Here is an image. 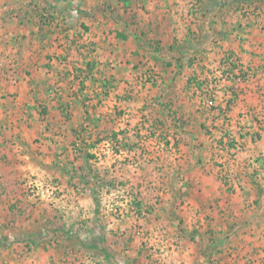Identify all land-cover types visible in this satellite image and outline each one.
<instances>
[{
	"label": "crops",
	"instance_id": "crops-1",
	"mask_svg": "<svg viewBox=\"0 0 264 264\" xmlns=\"http://www.w3.org/2000/svg\"><path fill=\"white\" fill-rule=\"evenodd\" d=\"M189 1L0 0V195L14 191L19 161L31 163L25 168L41 180H59L72 199L69 207L96 215L93 193L105 190L98 179L112 187L127 177L117 170L104 175L98 167L103 161L97 163L89 149V140L105 129L106 99L125 109L122 114L135 113L137 121L141 114L149 125L164 124L178 150L177 157L162 160L169 166L130 171L129 185L142 176V193L157 195L155 219L95 216L91 223L99 233L91 241L90 225L67 219L62 230L46 231L40 244L63 234L81 241V253L91 258L147 264L140 244L154 251L157 243L166 264H264V221L258 218L264 213V0H194L198 14ZM244 3L253 8L240 11ZM229 53L240 57V72L255 73L239 90ZM147 69L159 75H145ZM106 74L118 85L113 95L88 87L92 80L106 83ZM82 82L87 86L79 90ZM212 82L223 103L204 111L201 94ZM238 139L242 150L232 156L227 149ZM75 147L79 155L71 151ZM57 163H66V170H57ZM231 168L238 180L226 183L223 172ZM256 176L253 187L248 180ZM78 188L83 193L77 198ZM247 194L258 199L256 205L243 202ZM3 198L0 223L9 214Z\"/></svg>",
	"mask_w": 264,
	"mask_h": 264
},
{
	"label": "rangeland",
	"instance_id": "rangeland-1",
	"mask_svg": "<svg viewBox=\"0 0 264 264\" xmlns=\"http://www.w3.org/2000/svg\"><path fill=\"white\" fill-rule=\"evenodd\" d=\"M192 1L194 0L188 2V5L191 4V9L189 8L190 11L193 13L195 12L196 14L200 13V9H198V3L192 4ZM244 5L246 8L245 6H239L240 11L247 9L250 10V8H253L252 6H249L250 4L244 3ZM228 55V57L225 58H231V62L238 63L241 60H239L240 57L238 58L236 55L233 56L231 53ZM220 60L221 62L223 61L222 58H219L218 62ZM217 66L220 68L221 64H217ZM91 71L92 69L90 68V73ZM93 73L97 74L98 72L95 70ZM144 73L145 75L151 74L152 76L159 75V73L154 69H147L144 71ZM247 73H249L251 77H253L255 74L254 72ZM80 76H82V74H80ZM108 77L109 75L106 74V78L104 79L106 80V83L104 84L101 81L98 83V81L90 80L91 82H88V87L91 88V90H97L99 87V92H105L107 96L109 93H112L113 95V89L117 91L118 85L113 84L111 79ZM214 84L215 83L212 82V84L207 88L212 90L207 92H209L211 95L213 94V96ZM203 85L207 84H204L203 82ZM86 86L87 85L85 82L80 83L79 90H84ZM238 93L240 92L238 91ZM201 96L203 97L204 94H201ZM92 98H94V96ZM213 100L215 104L214 108L219 107L223 103L215 97H213ZM108 101L109 99H106L104 105V108H106L104 111L105 115L107 114L105 116L107 118L103 120L105 129L102 130L98 135H94V137L89 140V149L93 154L92 156L103 161L102 164H99L98 162L100 161L97 159L99 171L104 172V175L107 174L105 170H107L108 173L110 172V174H114L113 170H117L118 173H123L127 177L124 178L122 184L118 185L116 183L112 187L108 185V180H106L108 182L106 183L105 180H102L101 178L98 179L100 184L97 182V186H101L105 190L96 188V191L93 193V198L95 200L94 208L98 209V215H92L93 212L90 210L91 216L88 217L87 214L89 209H84V211L80 206L77 208L75 204H71V207H69V201L72 199L65 197L66 193L60 189L61 184L59 183V180L51 179L49 176H44L45 178L42 177L43 180H41V178L36 173L31 172L30 168H25L27 165L32 167L31 163L27 164L19 161L18 169L19 172L22 173H18L19 179L12 180L10 183L13 186L14 191L11 190L9 193H1L0 195V197H4L3 200H5V204L9 206V214H7V216L3 219L4 221L0 223V264H136L133 260L128 261L126 258L117 259L116 257H113L111 260L104 258H91L88 254L81 253V247L83 245L81 241H67L63 234L62 236L58 234L53 235V242H51L52 239L45 244H40V242H38L40 238L44 239L45 237H48L49 234L47 232L51 231V229H57L58 231L62 230L65 225L69 224L67 219L74 220V222L79 225H90L87 228V235L90 236H86V238H90L88 239L90 241L96 240V238L94 239L92 236H95L99 233L98 226L94 223H91L94 222L93 218H95V216L98 219L102 218L104 221L121 220L123 222H126L127 219L134 218L135 220L145 219L147 217H149V219H155L154 216L156 213L153 211L156 203L159 202L157 201V195L149 198V196H146L142 193L143 191L141 189L145 185L143 181L140 182V180H142V176L138 178L137 181H134L131 185L128 184L130 179L128 177L131 174L130 171L133 169L135 170V168L136 171H140L142 169L143 172L147 173V169H150L151 172L152 170L157 171L158 168L161 169L165 166V163H162L161 165L155 164V157H157L158 152L156 151L155 147L152 146L154 139L150 140L146 135V127L149 124L147 123L148 119L144 115L140 116L141 114H137V117L140 118L137 121L134 117V115H136L135 113L132 116H128L130 112L122 114L123 110L125 111V109L112 107V105H109L110 102ZM101 103V100L98 103H93L91 109H96V106H101ZM202 103L203 98H201L199 103L200 109L204 111L212 110H208ZM223 106V109H225V104ZM108 111L112 112L109 113ZM256 114L257 112L253 110L251 115L252 119L254 118V120H256ZM141 118H143L144 121ZM130 119H132L133 124L130 123ZM125 120H128V122H125ZM261 125L263 126L260 129H264V121H262ZM151 128L153 127H149V129ZM7 140L12 141V139ZM132 140H134V142H131ZM238 144L240 145L241 151L242 143H240L239 139ZM228 148L229 149L227 150L230 151L232 156H234L235 153L239 151L238 150L236 152L232 148ZM73 150H75L76 154L78 155L79 151L81 152L80 148L78 147L71 148V151ZM93 150L94 152H92ZM157 160H159V158H157ZM217 165L222 166L218 163ZM23 167L25 169H23ZM53 167L54 166L52 165V168ZM55 167L57 170L60 169L65 171L66 163H57L55 164ZM45 169L48 171L50 167L48 169L47 166ZM231 169L232 170H225V172H223V169H220L223 172L222 180L226 183H232L233 181L238 180L236 178L238 175L233 176L235 169ZM96 172L97 171L95 170V173ZM257 178L258 177L256 176L248 180L251 186L255 187V185L259 183ZM9 180L10 179L5 182H8ZM62 181L65 182L63 179ZM40 184L43 186V194L39 193L38 195L37 189L41 186ZM54 187L56 189H54ZM132 192L134 193L132 194ZM73 193L76 195L74 197L78 198L83 192L80 188H78L77 190H73ZM237 199L239 202L242 200L241 196H237ZM243 202H248L251 206L256 205L255 202H258V199H256L253 195L251 196L250 194H247L244 196ZM72 212H75V214H72ZM258 218L260 222H263L264 213H262L261 216L259 215ZM85 221H87V223L84 224L83 222ZM261 226L262 225L255 226L256 230L259 228L261 229ZM251 229H253V227ZM111 230L114 229L111 228ZM160 232H163V230L160 229ZM160 236L161 234L157 233L156 239L160 240ZM154 244L157 245V243ZM156 245L154 251H152V248H145L144 245L142 246L140 244V247H142L143 256L145 257V262H147V264H166L164 261L165 257L161 258L159 252H156Z\"/></svg>",
	"mask_w": 264,
	"mask_h": 264
},
{
	"label": "built area",
	"instance_id": "built-area-1",
	"mask_svg": "<svg viewBox=\"0 0 264 264\" xmlns=\"http://www.w3.org/2000/svg\"><path fill=\"white\" fill-rule=\"evenodd\" d=\"M228 61H229V65H235L236 64L234 62H231V60H228ZM229 69H233V68L229 67ZM229 69L224 68V71L228 72ZM233 70H234L233 74L235 76L233 87L236 90H239L240 85L242 83H245V81L250 80L251 76L249 75V73H247V71L240 72V68L235 67ZM226 74H229V72ZM229 75L232 76V74H229ZM224 79L226 80L227 78L224 77ZM207 91H211V90H204V96L202 97L203 98L202 104L208 110H211V109H214V107H215L214 100H213L214 96H213V94L211 95ZM259 121H260V119H259ZM155 125H157V124H155ZM155 125H149L148 124V126L146 127V129H147L146 135H147V137H149L150 140L154 139V141L152 142V146H154L156 151L158 152L157 157H155L156 158L155 164L161 165L162 163H165V166H169V163L162 162V160L164 159V157L168 158V157H177L178 156V150L175 149V140L172 137L167 136V133H165L166 128H165L164 124H160V125H158V127H156ZM149 127H153V128L149 129ZM232 149L236 152L238 150H240V145L238 144V142L234 141V145L232 146ZM157 158H161V160L160 159L157 160ZM158 169H160V168H158Z\"/></svg>",
	"mask_w": 264,
	"mask_h": 264
},
{
	"label": "trees",
	"instance_id": "trees-1",
	"mask_svg": "<svg viewBox=\"0 0 264 264\" xmlns=\"http://www.w3.org/2000/svg\"><path fill=\"white\" fill-rule=\"evenodd\" d=\"M230 57H231V56H230ZM226 59H229V60H230L231 58H226ZM235 67H236V64H235V65H231V68L234 69ZM233 69H230L231 71L229 70V72L232 73V70H233ZM233 145H234V144H232V143L230 144V146H233Z\"/></svg>",
	"mask_w": 264,
	"mask_h": 264
}]
</instances>
